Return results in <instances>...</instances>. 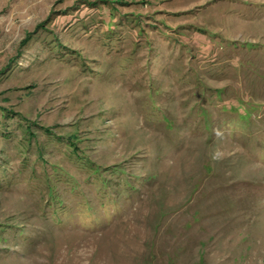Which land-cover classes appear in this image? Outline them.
Wrapping results in <instances>:
<instances>
[{
  "label": "rangeland",
  "instance_id": "obj_1",
  "mask_svg": "<svg viewBox=\"0 0 264 264\" xmlns=\"http://www.w3.org/2000/svg\"><path fill=\"white\" fill-rule=\"evenodd\" d=\"M0 264H264V0H0Z\"/></svg>",
  "mask_w": 264,
  "mask_h": 264
}]
</instances>
